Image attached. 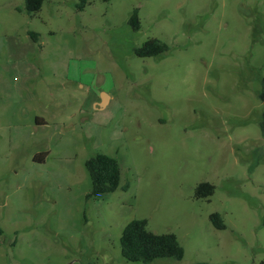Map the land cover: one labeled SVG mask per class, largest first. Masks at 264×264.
Wrapping results in <instances>:
<instances>
[{"label":"rangeland","instance_id":"obj_1","mask_svg":"<svg viewBox=\"0 0 264 264\" xmlns=\"http://www.w3.org/2000/svg\"><path fill=\"white\" fill-rule=\"evenodd\" d=\"M78 2L0 0V264H147L121 252L135 218L185 249L150 264H264V0ZM97 153L122 179L88 198Z\"/></svg>","mask_w":264,"mask_h":264},{"label":"trees","instance_id":"obj_2","mask_svg":"<svg viewBox=\"0 0 264 264\" xmlns=\"http://www.w3.org/2000/svg\"><path fill=\"white\" fill-rule=\"evenodd\" d=\"M109 1V0H105ZM45 0H25V9L30 15L38 13ZM90 0H79L78 8L84 9ZM129 24L134 30L141 28L139 9L135 8ZM33 40L37 41L39 33L29 31ZM169 50V45L156 37L148 39L142 46L135 47L134 52L140 57L158 56ZM259 97L264 104V77ZM264 130V120L261 123ZM85 166L90 174L92 189L88 193V198L96 197L100 194L114 192L120 187L122 170L119 160L106 153H97L86 160ZM129 184L123 186L127 189ZM216 186L209 181H202L196 187V196L208 198L215 192ZM213 224L224 229L226 223L219 212H214L210 216ZM122 255L133 262L153 263L160 258H173L181 260L185 256V249L173 232L156 233L148 228L146 218H135L127 223L120 238Z\"/></svg>","mask_w":264,"mask_h":264},{"label":"water","instance_id":"obj_3","mask_svg":"<svg viewBox=\"0 0 264 264\" xmlns=\"http://www.w3.org/2000/svg\"><path fill=\"white\" fill-rule=\"evenodd\" d=\"M107 97H108V94H107V93H104V94H103V98H104L103 100L105 101ZM101 104H102V103H101Z\"/></svg>","mask_w":264,"mask_h":264},{"label":"crops","instance_id":"obj_4","mask_svg":"<svg viewBox=\"0 0 264 264\" xmlns=\"http://www.w3.org/2000/svg\"><path fill=\"white\" fill-rule=\"evenodd\" d=\"M27 36H28L29 38L33 39V38L31 37V35L29 34V32L27 33Z\"/></svg>","mask_w":264,"mask_h":264}]
</instances>
